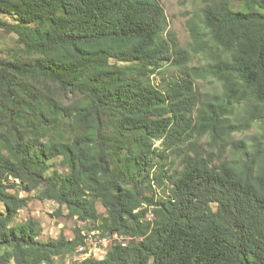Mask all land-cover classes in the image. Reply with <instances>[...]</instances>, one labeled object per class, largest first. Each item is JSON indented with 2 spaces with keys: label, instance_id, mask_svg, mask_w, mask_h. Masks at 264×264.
Returning <instances> with one entry per match:
<instances>
[{
  "label": "trees",
  "instance_id": "1",
  "mask_svg": "<svg viewBox=\"0 0 264 264\" xmlns=\"http://www.w3.org/2000/svg\"><path fill=\"white\" fill-rule=\"evenodd\" d=\"M194 1L202 68L157 0H0L23 53L0 58V264H55L84 243L79 228L40 241L38 221L12 225L29 202L15 182L127 237L79 264H264V0ZM206 75L220 93L196 88Z\"/></svg>",
  "mask_w": 264,
  "mask_h": 264
},
{
  "label": "rangeland",
  "instance_id": "2",
  "mask_svg": "<svg viewBox=\"0 0 264 264\" xmlns=\"http://www.w3.org/2000/svg\"><path fill=\"white\" fill-rule=\"evenodd\" d=\"M162 6L167 23V29L176 35L178 43L181 47L186 48L190 53L189 67L202 68L207 64L212 63V55L209 48H205L201 51L196 50L194 41L191 39L189 26L195 23L199 26V31H203V25L200 18V10L203 5L194 0H157ZM232 6L236 9L238 5L234 0H230ZM211 45V44H209ZM13 55H23L21 46L17 42V37L14 33L0 30V58H10ZM156 81V80H155ZM195 86L200 92L205 93H220V83L213 79L211 76L206 75L204 78H200L195 81ZM245 104L237 107L238 119L243 115ZM262 133V126L259 123H253L252 126L242 132L233 133L230 137V141L245 140L246 138ZM208 137L204 136L198 143L204 148L207 147ZM214 161L217 163L230 156L229 149L226 148L224 153L213 152ZM218 160V161H217ZM56 169L63 170L60 165L55 166ZM11 192L16 193L19 197H28L29 202L27 206L18 211L15 218L12 220V225L24 223L28 219H34L38 221L41 227V234L39 236L40 241H48L57 239L60 235H64L66 238L71 239L73 237L74 228L81 229L83 234L91 232H98L90 222L81 223L75 218H69L67 211L64 207H59L55 202L48 200H39L37 198V191L34 190L28 194L19 190L17 182L10 184ZM164 191H167L166 187ZM97 212L101 215H105V210L101 206L100 202L95 203ZM97 257L102 255L100 252H96ZM81 257L75 252L73 253H61L55 257V264H79ZM13 264V263H10Z\"/></svg>",
  "mask_w": 264,
  "mask_h": 264
},
{
  "label": "built area",
  "instance_id": "3",
  "mask_svg": "<svg viewBox=\"0 0 264 264\" xmlns=\"http://www.w3.org/2000/svg\"><path fill=\"white\" fill-rule=\"evenodd\" d=\"M151 218L152 215L150 214ZM84 243L77 247L75 253L81 257V260L88 258L102 259L107 251V248L111 245H119L124 247L127 243V237L117 232L101 235L100 232H91L88 234H83ZM96 252H100L102 255L97 257Z\"/></svg>",
  "mask_w": 264,
  "mask_h": 264
}]
</instances>
